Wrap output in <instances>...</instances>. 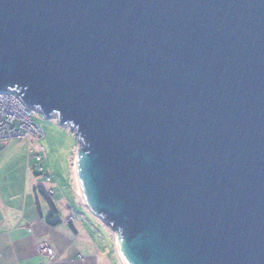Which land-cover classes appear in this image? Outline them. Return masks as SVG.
Returning <instances> with one entry per match:
<instances>
[{"label":"water","instance_id":"1","mask_svg":"<svg viewBox=\"0 0 264 264\" xmlns=\"http://www.w3.org/2000/svg\"><path fill=\"white\" fill-rule=\"evenodd\" d=\"M83 141L125 264H264V0H0V92Z\"/></svg>","mask_w":264,"mask_h":264},{"label":"crops","instance_id":"2","mask_svg":"<svg viewBox=\"0 0 264 264\" xmlns=\"http://www.w3.org/2000/svg\"><path fill=\"white\" fill-rule=\"evenodd\" d=\"M33 145L0 142V264H123L117 235L82 201L76 171L74 191L94 220L73 212L57 217L60 209L54 201L52 209L33 178L38 176ZM94 221L109 229L110 239L104 240ZM41 244L53 248L55 256L41 254Z\"/></svg>","mask_w":264,"mask_h":264},{"label":"rangeland","instance_id":"3","mask_svg":"<svg viewBox=\"0 0 264 264\" xmlns=\"http://www.w3.org/2000/svg\"><path fill=\"white\" fill-rule=\"evenodd\" d=\"M32 120L34 125L45 133V137L41 140L36 139L33 145L34 155L43 157L42 161H34L33 165L37 168L43 166L46 170V173L40 176L33 174V178L38 182L39 191L43 192L44 190L47 195L51 196V200L60 209L57 217L62 215L66 217L73 212L72 214H77L79 217L90 218L87 213L88 209H85L80 203L81 195L78 197L74 191L73 179L75 178L76 160L80 145L84 144L83 141L79 142L75 133L69 127H63L55 117L47 119L37 110V114L33 115ZM41 147L46 149V154L40 151ZM47 178H50L49 182ZM77 186L76 182V189L79 191ZM50 191H53L54 194L51 195ZM93 224L104 235V240L110 239L109 227L108 229L103 223L99 224L95 221Z\"/></svg>","mask_w":264,"mask_h":264},{"label":"built area","instance_id":"4","mask_svg":"<svg viewBox=\"0 0 264 264\" xmlns=\"http://www.w3.org/2000/svg\"><path fill=\"white\" fill-rule=\"evenodd\" d=\"M34 114H37V110L27 107L16 92H0V142L19 140L33 145L36 139H43L45 133L33 123ZM40 151L46 154L44 147H41ZM32 159L39 162L43 157L34 155ZM36 172L43 175L46 170L41 166ZM47 181L49 182L50 178H47ZM50 194L53 195L54 192L50 191ZM73 221V218L68 220V222ZM39 252L50 258L55 256V250L47 244H41Z\"/></svg>","mask_w":264,"mask_h":264},{"label":"bare ground","instance_id":"5","mask_svg":"<svg viewBox=\"0 0 264 264\" xmlns=\"http://www.w3.org/2000/svg\"><path fill=\"white\" fill-rule=\"evenodd\" d=\"M76 174H77V185H78L79 193H80V195H81V197H82V199H83L82 201L84 202V204H85L86 206H88L90 209H92V207H91V205H90L88 199L83 195L82 189H81V187H80V183H79V179H78L77 160H76ZM92 210H93V209H92ZM117 238H118V236H117ZM119 252H120V249H119ZM120 256H121V259H122L123 264H125V262H124V260H123V258H122L121 252H120Z\"/></svg>","mask_w":264,"mask_h":264},{"label":"trees","instance_id":"6","mask_svg":"<svg viewBox=\"0 0 264 264\" xmlns=\"http://www.w3.org/2000/svg\"><path fill=\"white\" fill-rule=\"evenodd\" d=\"M36 174H37L38 176H40V174H38L37 172H36ZM42 193H43L44 196L46 197L47 201L50 203L52 209H55V208H54L53 201L51 200V196L47 195L46 192H45L44 190H43Z\"/></svg>","mask_w":264,"mask_h":264}]
</instances>
